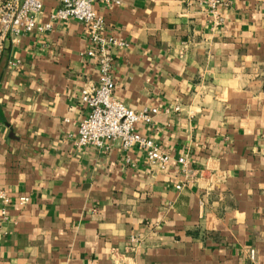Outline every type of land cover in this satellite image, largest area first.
Returning a JSON list of instances; mask_svg holds the SVG:
<instances>
[{
	"label": "crops",
	"instance_id": "crops-1",
	"mask_svg": "<svg viewBox=\"0 0 264 264\" xmlns=\"http://www.w3.org/2000/svg\"><path fill=\"white\" fill-rule=\"evenodd\" d=\"M43 4L46 24L62 0ZM94 10L104 35L125 44L111 50L114 96L158 111L136 129L170 163L161 170L119 142L78 148L82 91L100 78L85 24L9 42L0 264H264V0H231L217 16L198 0H101Z\"/></svg>",
	"mask_w": 264,
	"mask_h": 264
},
{
	"label": "built area",
	"instance_id": "built-area-1",
	"mask_svg": "<svg viewBox=\"0 0 264 264\" xmlns=\"http://www.w3.org/2000/svg\"><path fill=\"white\" fill-rule=\"evenodd\" d=\"M99 1L101 0H62V6L50 13L48 23L42 24L39 17L43 12V0H0V57L9 42L16 43L25 34H46L57 22L75 20L85 24L91 43L87 57L97 63L100 78L97 87H89L82 91V100L88 106L89 114L78 125V148L105 150L108 144L119 142L124 150L132 148L146 150L150 163L165 170L170 163V156L164 154L152 141L142 137L136 129L139 123H151L158 111L136 112L114 96L111 50L122 49L125 44L113 36L104 35L107 30L106 22L94 10V5ZM198 2L209 8L215 16L220 8L231 4V0H198ZM115 3L120 4L119 1ZM186 162L185 158L179 160L183 166H186ZM183 173L188 174L186 168ZM0 200L3 203L0 220L7 219L11 199L2 192ZM28 202V198H20V204L24 205ZM249 256L254 260L255 251L251 250Z\"/></svg>",
	"mask_w": 264,
	"mask_h": 264
}]
</instances>
